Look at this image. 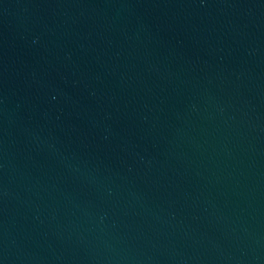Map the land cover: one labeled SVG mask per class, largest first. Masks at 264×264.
Returning a JSON list of instances; mask_svg holds the SVG:
<instances>
[{
    "label": "water",
    "instance_id": "obj_1",
    "mask_svg": "<svg viewBox=\"0 0 264 264\" xmlns=\"http://www.w3.org/2000/svg\"><path fill=\"white\" fill-rule=\"evenodd\" d=\"M0 264H264V0H0Z\"/></svg>",
    "mask_w": 264,
    "mask_h": 264
}]
</instances>
